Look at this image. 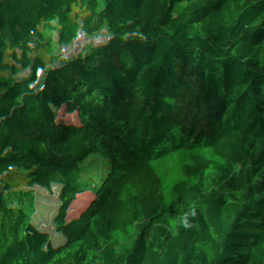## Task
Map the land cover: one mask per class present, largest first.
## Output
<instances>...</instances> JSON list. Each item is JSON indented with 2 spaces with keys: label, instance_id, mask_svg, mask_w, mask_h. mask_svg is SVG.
Returning a JSON list of instances; mask_svg holds the SVG:
<instances>
[{
  "label": "trees",
  "instance_id": "16d2710c",
  "mask_svg": "<svg viewBox=\"0 0 264 264\" xmlns=\"http://www.w3.org/2000/svg\"><path fill=\"white\" fill-rule=\"evenodd\" d=\"M0 197V264H264V0H0Z\"/></svg>",
  "mask_w": 264,
  "mask_h": 264
},
{
  "label": "built area",
  "instance_id": "2783aa9c",
  "mask_svg": "<svg viewBox=\"0 0 264 264\" xmlns=\"http://www.w3.org/2000/svg\"><path fill=\"white\" fill-rule=\"evenodd\" d=\"M70 169V164L61 159L54 163H48L44 158L37 159L34 166L28 172H20L17 177V185L22 191L42 182L49 174H61ZM4 198L0 197V219L3 218ZM21 242V240H20Z\"/></svg>",
  "mask_w": 264,
  "mask_h": 264
},
{
  "label": "rangeland",
  "instance_id": "374dc122",
  "mask_svg": "<svg viewBox=\"0 0 264 264\" xmlns=\"http://www.w3.org/2000/svg\"><path fill=\"white\" fill-rule=\"evenodd\" d=\"M16 181V180H15Z\"/></svg>",
  "mask_w": 264,
  "mask_h": 264
}]
</instances>
